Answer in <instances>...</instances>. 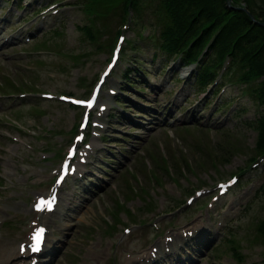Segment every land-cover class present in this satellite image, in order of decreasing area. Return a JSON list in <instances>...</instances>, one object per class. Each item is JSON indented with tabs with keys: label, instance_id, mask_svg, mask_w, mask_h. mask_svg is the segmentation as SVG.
Masks as SVG:
<instances>
[{
	"label": "rangeland",
	"instance_id": "1",
	"mask_svg": "<svg viewBox=\"0 0 264 264\" xmlns=\"http://www.w3.org/2000/svg\"><path fill=\"white\" fill-rule=\"evenodd\" d=\"M14 1L8 4L12 10L11 17L2 16L1 23L6 27L4 35L11 34L9 37L18 39V42L3 47L10 55L0 64V72H7L4 75L0 73V93H16L11 97L17 102L26 94L37 95L25 96L24 100L28 103L20 110L0 117V168L6 163L7 148H13L17 152L15 157L20 160L18 163L28 168L27 171L17 169L15 175L18 180H15L17 188L13 192L20 193L28 180L29 183L36 181L38 175H35L34 170L46 168L49 162L55 168V159H52L51 154L59 142L58 138L61 136L65 146L72 140L67 129L72 120L78 123L79 116L62 97L70 94L80 96L85 91L89 93L110 57V48L114 47L112 43L115 45L122 31L127 39L134 41L137 36L133 32L139 24L130 21L128 28L123 25L125 18L133 20L132 15L135 14L132 11L129 15L128 0H113L106 6L99 0H81L77 6L67 8L58 5L64 9L54 17L49 16L54 8L37 15V11L49 4L43 3L44 0H23L25 8L22 11L19 5L15 6ZM226 1L213 0L216 5L223 2L224 6ZM6 2L1 0L0 8L8 6ZM139 3L138 13L146 21L151 10L148 7L153 6L155 9L157 0H139ZM232 4H236L235 1ZM239 17L238 12L227 11L222 22L236 24L245 30L247 25L242 24ZM90 28L96 33L94 40L85 32ZM114 33V39L109 42L108 38ZM142 35L149 39V30L143 28ZM121 65L110 81L111 86L119 87ZM251 72H255V69L251 68ZM238 73L243 75L240 68ZM258 83L260 80L251 90L258 87ZM175 86L171 82L168 84V92L160 97V102L169 97ZM227 89L231 97L238 95L234 86ZM152 93L157 99L155 90ZM41 94H48L53 99L47 100ZM135 94L132 95L139 97ZM7 99L1 97L0 110ZM196 99L199 96L191 93L190 100L187 103L184 101L185 106ZM240 100L243 106L236 121H231L230 114L212 116L208 120L212 124L216 119L219 120L216 124L224 128L220 131V128H209L203 124L204 128L192 123L189 125L190 121L184 120L172 129H164L160 123L144 131L140 124L131 118L127 119L118 135L128 138L129 144H133L131 151L123 156L120 170L111 172L106 184L97 189L93 196L83 198L78 195L80 199H77V203L83 201L78 213L73 212L71 204L67 206V214L83 219L75 221L72 227L62 233L63 242L59 245L61 248L63 244L65 246L57 264H110L117 257L114 261L116 264L122 257H125V261H131L133 255L130 251L135 250L151 259L163 251L168 238L187 233L188 230V251L199 253L201 249V254L210 255L202 263L196 264H264V239L260 232L261 221H264V193L261 192L264 167L257 173H248L257 162L254 160L259 159V145L264 138V131L260 124L250 128L233 126L238 121L249 123L257 115L258 107L249 99V90L244 92ZM45 107L49 108L52 118L59 109L62 111L64 118L53 123L60 136L51 133V136L43 137L49 130L46 126L38 127L43 116L36 119L31 112L41 114ZM173 112L182 119V111L175 109ZM30 119H34L36 125L32 126ZM16 121L19 128L8 125ZM3 126H6L5 129H2ZM105 136L109 138L104 139ZM105 136L103 139L107 142H98L99 147L111 145L107 148L118 151L124 144L123 139L112 143V135ZM42 137L51 146L45 161L40 159L39 154L48 146L39 142ZM33 152L32 161L24 160ZM94 164L93 157L90 166ZM235 173L241 174L240 182L231 190L223 193L215 186ZM198 189L207 192L197 197L194 203L187 204L185 200L195 196ZM19 199L24 200V196H17ZM67 202L68 199L65 204ZM9 203L14 204V201L10 200ZM0 218L7 219L3 215ZM107 221L110 222L108 229ZM224 222L231 225L229 238L224 236L227 232L223 231ZM217 227L218 234L212 242V232L215 234ZM5 228L9 229L8 225ZM125 228L131 232H125ZM115 229L118 231L113 233ZM192 236H197L198 241L192 240ZM139 237L141 240H137ZM16 238L13 232L4 238L8 248L16 245ZM133 239L136 240L129 250V242ZM203 240L207 246H202ZM215 243L220 246L213 250L212 244ZM128 255L131 257L127 258Z\"/></svg>",
	"mask_w": 264,
	"mask_h": 264
},
{
	"label": "trees",
	"instance_id": "2",
	"mask_svg": "<svg viewBox=\"0 0 264 264\" xmlns=\"http://www.w3.org/2000/svg\"><path fill=\"white\" fill-rule=\"evenodd\" d=\"M163 1L164 2L161 3V9L163 12L167 11V21L164 19L167 26L164 29L166 34L165 40L169 41V46H177L183 42L182 47H184L183 44H187L190 40H195L194 38L198 36L200 32L203 35L206 34L201 40V46H203L204 42L208 41L209 38L217 32L216 30L222 24L224 15L228 11L223 2L216 5L213 0H186V5L179 8L182 21L179 22L177 18H174L171 22V19L174 16L173 14H170L171 12L169 11L170 7L167 2L168 0ZM261 2L264 3V0ZM252 3L248 7L249 10L256 13L258 12L257 9H261L260 13L258 12L257 17L264 19V6L258 5L257 2H255V5H252ZM245 17L246 16L244 15L241 19H244L245 24H248L249 19L248 17ZM231 26L232 25L229 22H225L222 25L220 29L221 32L218 35V44L213 51V55L208 58L207 65L215 64L217 61H219V65L223 62L222 58L220 59L218 54L223 48L225 42L226 45L230 48H234V50L238 53L236 59H233L232 61L233 67L235 65L241 67L247 64L250 66L256 65L261 67L260 71L264 73V27L250 24V26L245 30L240 28L238 30H234L233 28H230ZM186 27L188 29V33L183 35ZM190 29L195 31L192 32ZM195 41H199V39ZM222 41L223 43H221ZM230 48H226L224 55L227 53L228 55H231ZM198 49L199 48H197V50ZM169 53L170 54H167V60H169L173 55L172 52ZM211 80L212 78H207L205 73L202 72L198 78L199 86L197 85V89L204 90ZM263 90L264 83L262 84L261 94H263Z\"/></svg>",
	"mask_w": 264,
	"mask_h": 264
},
{
	"label": "snow or ice",
	"instance_id": "3",
	"mask_svg": "<svg viewBox=\"0 0 264 264\" xmlns=\"http://www.w3.org/2000/svg\"><path fill=\"white\" fill-rule=\"evenodd\" d=\"M77 103H85L84 101H77ZM89 106H91V102L89 101L88 102ZM53 202H54V197L48 201H41L37 207L38 209L42 208L44 205H47V207L49 209H51L52 205H53ZM44 229H40L39 232L36 234V236L34 237V240H35V243L33 244L32 246V250L33 251H39L40 250V247H41V244L43 242V234H44Z\"/></svg>",
	"mask_w": 264,
	"mask_h": 264
},
{
	"label": "bare ground",
	"instance_id": "4",
	"mask_svg": "<svg viewBox=\"0 0 264 264\" xmlns=\"http://www.w3.org/2000/svg\"><path fill=\"white\" fill-rule=\"evenodd\" d=\"M61 201H62V204L65 205V201H67V197L66 196L61 197ZM57 209H59V207ZM62 211H63V208H62ZM53 222H54V219L50 218V220L48 221V224L51 226Z\"/></svg>",
	"mask_w": 264,
	"mask_h": 264
}]
</instances>
